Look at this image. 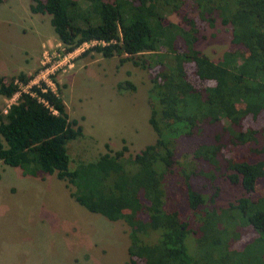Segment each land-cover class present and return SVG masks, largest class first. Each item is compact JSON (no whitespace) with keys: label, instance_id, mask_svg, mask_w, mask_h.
Masks as SVG:
<instances>
[{"label":"trees","instance_id":"1","mask_svg":"<svg viewBox=\"0 0 264 264\" xmlns=\"http://www.w3.org/2000/svg\"><path fill=\"white\" fill-rule=\"evenodd\" d=\"M186 1L207 26L216 19L228 24L230 44L241 49L224 51L216 62L196 49ZM28 9L49 15L61 54L97 40L104 43L81 55L156 67L147 119L156 138L132 156H124V144L111 150L105 143L97 158L70 167L66 145L82 135L81 125L46 83L19 90L30 76L18 72L8 81L0 76L1 96L18 93L0 110V161L23 175L53 174L73 186L69 195L86 210L123 220L126 264H264V192L218 206V187L204 192L192 178L225 177L250 194L264 177V160L257 158L264 153V122L254 128L242 122L264 110V0H30ZM171 13L188 28L164 23ZM116 86L134 88L127 80ZM224 140L247 143L256 159L226 157ZM246 226L251 240L230 247Z\"/></svg>","mask_w":264,"mask_h":264},{"label":"rangeland","instance_id":"2","mask_svg":"<svg viewBox=\"0 0 264 264\" xmlns=\"http://www.w3.org/2000/svg\"><path fill=\"white\" fill-rule=\"evenodd\" d=\"M30 0H3L0 3V76L4 81L18 72L30 76L21 89L26 91L32 84L43 80L62 99L69 119L81 125L82 135L70 140L67 153L68 166L94 160L109 149L127 147L124 156H132L144 145L156 138L147 119L151 100L149 90L156 67L133 65L130 61L118 64L117 57L104 58L99 53L83 50L72 51L56 68L39 73L41 64L53 51H60L50 24L49 15L32 13ZM111 1V0H108ZM189 1L182 8L186 17L195 22L194 47L210 60L216 62L222 53L235 47L230 44V27L218 19L214 26L195 16ZM180 24L174 13L167 14L163 22ZM146 56V55H145ZM44 76L42 79L41 76ZM130 81L133 89H118L117 83ZM0 95V110L17 98ZM227 125L226 119L221 120ZM244 125L257 127L264 122V110L253 119H243ZM189 140V139H186ZM249 145H234L223 141L220 152L226 157L248 155ZM264 160V153H258ZM69 167V168H70ZM195 185L204 192L218 187L215 204L225 206L240 196L256 199L264 192V177L256 179L250 194L240 184L231 183L225 177L212 182L197 173ZM14 187V191L10 188ZM73 186L57 179L53 174L43 178L23 175L19 167L5 165L0 161V264H126L128 260L129 227L123 220L111 221L104 216L86 210L69 195ZM208 190V191H207ZM144 218V216H143ZM244 234L230 247L240 248L254 235L246 226Z\"/></svg>","mask_w":264,"mask_h":264},{"label":"built area","instance_id":"3","mask_svg":"<svg viewBox=\"0 0 264 264\" xmlns=\"http://www.w3.org/2000/svg\"><path fill=\"white\" fill-rule=\"evenodd\" d=\"M104 42L103 41H97V40H90V41H86V42H83L81 43L78 47H76L73 51H77V50H85L86 48L92 46V45H95V44H103ZM83 50V51H84ZM72 52H66V53H62L61 54V50L60 51H53L51 54H50V57L49 58H46V60H44L41 64V67H43V69H41L39 71V73H41L42 71L47 74L46 71H48V69H52V68H56L58 66V63L62 60H64L68 55H70ZM57 64V66L55 65ZM42 79H44V76L42 75L41 76ZM43 81V80H41ZM44 82V81H43ZM46 83V82H44ZM35 84H37V81H35ZM21 84H19V90H23L21 89Z\"/></svg>","mask_w":264,"mask_h":264},{"label":"crops","instance_id":"4","mask_svg":"<svg viewBox=\"0 0 264 264\" xmlns=\"http://www.w3.org/2000/svg\"><path fill=\"white\" fill-rule=\"evenodd\" d=\"M29 176V175H28ZM11 191H14V187L10 188Z\"/></svg>","mask_w":264,"mask_h":264},{"label":"clouds","instance_id":"5","mask_svg":"<svg viewBox=\"0 0 264 264\" xmlns=\"http://www.w3.org/2000/svg\"><path fill=\"white\" fill-rule=\"evenodd\" d=\"M43 82V81H42ZM3 111V110H2ZM4 111H5V109H4Z\"/></svg>","mask_w":264,"mask_h":264}]
</instances>
